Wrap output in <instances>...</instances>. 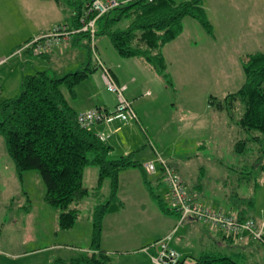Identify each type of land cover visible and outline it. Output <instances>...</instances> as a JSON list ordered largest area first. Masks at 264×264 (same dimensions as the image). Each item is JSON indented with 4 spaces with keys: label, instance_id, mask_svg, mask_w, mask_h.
Returning a JSON list of instances; mask_svg holds the SVG:
<instances>
[{
    "label": "rangeland",
    "instance_id": "obj_1",
    "mask_svg": "<svg viewBox=\"0 0 264 264\" xmlns=\"http://www.w3.org/2000/svg\"><path fill=\"white\" fill-rule=\"evenodd\" d=\"M16 1L19 2L20 0ZM24 1L28 2L31 0ZM174 1L180 3L185 0ZM226 3L229 5L231 0L229 2H226V0H202V7L213 28L212 36H208L193 18L186 17L183 20L182 32L171 41L170 45L174 46L178 51H185L191 43L189 41L190 38L194 41L192 44L198 46V50L206 48L210 55L206 58L201 57L200 65H196L195 68L188 70L185 74L172 72L170 66H167L163 73L164 77H159L161 81L157 80L158 85L153 82L157 77H153L156 79L151 81L150 89L154 93L155 103L149 105L151 123L149 128L146 127L148 124L143 126V129H147L148 135L147 132L145 134L141 129L139 130H141L143 136H146V140H148L147 136H149L150 141L149 143L145 142L144 147L152 153L150 156L152 160H157V155H159L171 167H175L178 170L177 173L180 174L185 182L184 186L186 185L185 188L187 187L189 197L195 201L200 202L194 198L195 194L192 193V185L196 181L203 186V196H199V199L203 201L209 199L211 203H218L225 209L227 207L229 209V206L224 202V198H221V193L226 192V189L228 191V199L235 192L238 194L241 192V196L252 197L255 203L250 213L255 218L257 226L261 228V236L264 237V174L262 175L261 185L254 189L238 183L239 181L240 183L242 182L240 173L241 171L245 172L242 170L245 160L242 156L234 153L233 147L234 143L242 138V132L238 129L235 122L228 119L226 113L216 111L213 108L208 111L210 113H207L203 109L204 105L210 103L211 100L214 102V100L222 99L225 95L235 93L242 87L244 75L242 74V69L241 71L238 69L240 60L234 61L235 57H232L234 51H237L240 56L242 55L240 58L246 56L248 52L257 53L260 51L264 53V45L259 44L261 41V39H258L260 35L256 38V42L250 39L246 40L247 29L243 28L247 24L256 22L249 21L248 18L250 16L258 17V14H261L263 17L260 18V21L264 20V10L260 9L261 12L257 13L252 8L250 13L246 11L241 16L231 15L232 21L234 23L237 22L234 25L237 29V34L236 32L229 34V28L227 33L225 30L226 24L221 14L225 9ZM229 8L231 7L229 6ZM34 10L36 9L26 4L25 10L16 7L14 12L22 14L23 12L30 13ZM9 18L6 29L10 30H7V32L21 35L23 32L25 34L28 31V25L25 24V28L22 25V21L24 22L25 20V23H28V20L23 19L22 16L18 17L17 14H10ZM239 20L246 21V23H238ZM12 34L8 36V39L6 38L8 44L4 45V47L8 48H6L5 53L15 50L14 46L12 47L11 45L15 37ZM239 40L245 46H242ZM95 42L97 47L96 54L106 66L111 65V67L115 68L117 61L130 62L135 59L119 57L108 38L103 35L97 34ZM87 44V39L82 40L77 49L80 57L84 58V62L86 60L83 65L89 64L91 72L77 86V95L69 100L70 104L75 110L99 107L102 104L113 108L117 102L116 95L109 92L105 86L101 76V69L92 50L89 52ZM238 44L241 46H238ZM67 49L63 47L62 50L64 51L60 57H53L49 63L40 60L36 56L31 57L30 61H36L39 64V70L55 73V75L61 77L66 71H69L64 69L66 66H70L73 70L80 67L78 63L81 59L71 53V50L67 52ZM19 50L15 53L16 56H12L5 65L0 67V75L6 80L3 92L0 95V104L4 100L14 98L21 93V82L19 83V88H17V78H12L18 74L20 75L21 66H23L25 71L30 70L29 63H23L20 60V57L24 55L22 54L24 50L21 52ZM168 50L167 60L168 64H170L176 58L172 56L171 48ZM201 52L203 53L204 51ZM214 59H216V66H209ZM5 61L6 59H1L0 65ZM191 61L192 59L189 60V64ZM37 64L35 65L36 67ZM209 69L215 70L209 72ZM119 70H121V77H126L132 72L126 70L124 73L122 69ZM119 70L115 69L117 73H119ZM134 70L137 71L136 68ZM11 72L12 77H10ZM185 77L187 78L184 79ZM184 80L185 82L182 84ZM132 89L133 87L130 84L129 90L124 93V97L127 100H131L133 104V98H130ZM213 98L215 99L213 100ZM196 111H198L197 114L195 113ZM197 116L202 120L208 119L212 123L214 122L215 129L208 132L206 128L205 131L194 128L184 131L183 128L178 126V123L184 124ZM236 116L235 119L237 118ZM162 124L166 126L165 132L161 136H157L156 134L160 131L158 127ZM179 151L184 153L185 162L179 160ZM137 153L140 154L141 150ZM155 165L158 168L160 167L158 162H155ZM131 170L139 173L135 169ZM83 176V185L88 188L89 194L83 199V205L78 207V218L74 227L61 231L58 226V212L43 202L42 197L45 186L38 171L24 172L20 178L12 159L7 153L4 138L0 135V248L5 251L6 255H9L0 254V264H54L58 258L65 260L79 258L87 252L92 232V209L107 200L110 188L109 181L105 180L102 188L99 191H95L94 188L98 179V170L95 166H86ZM223 181H225V189L221 184ZM163 187L161 182L157 186L153 183L155 192H157V189L158 193L161 192ZM242 192H248V195H243ZM124 203L125 206H129L131 202L124 201ZM118 204L121 205V203ZM133 213L134 211L131 207L128 211H120L107 218L109 223L106 225L105 230L108 240H105L102 245L104 248H113L114 252H111L110 258L114 264H138L135 252L144 248H135V246L142 242H151L148 239L151 240L157 233L160 234L168 229L170 230L177 222L173 214L164 215L159 213V217L153 216L152 209H148L138 216H133ZM188 224L193 225L191 230L188 228L190 226ZM203 230L209 231L212 238L204 234ZM172 237L173 240L170 243L179 245L177 248L183 249L185 255H187L183 256L179 253L180 256L189 259L193 264L195 259L192 257L197 253H208L210 251L236 260L238 259L237 253L240 252L241 258L240 260L238 259L240 264H264V245L258 241L253 242L255 240L250 239L246 234H243L240 237L241 239L237 240V242H241V240H245V243L246 240L247 243L251 242L247 245V249L244 252L242 250L244 247L230 245L217 230L193 221H186L179 225ZM151 244H148V246L150 247ZM169 245L171 246V244ZM229 245L230 247L228 248ZM153 249L155 248L151 247L147 251L152 252ZM19 254L24 257L17 262L9 259L13 258L11 256L17 257ZM152 256L150 255L149 257L150 264H153Z\"/></svg>",
    "mask_w": 264,
    "mask_h": 264
},
{
    "label": "trees",
    "instance_id": "obj_2",
    "mask_svg": "<svg viewBox=\"0 0 264 264\" xmlns=\"http://www.w3.org/2000/svg\"><path fill=\"white\" fill-rule=\"evenodd\" d=\"M54 1L73 6L72 27L67 25L71 28L78 27L85 0ZM186 17L193 18L207 35H213L202 0L180 3L174 0H129L97 19L96 35H105L119 57L140 59L156 74L164 77L166 63L161 49L182 32V22ZM78 35L87 39L90 52L88 33ZM44 56L46 54L37 57ZM99 61L105 67L100 59ZM240 63L244 75L242 87L222 99L213 98L214 102L211 100L210 106L226 113L228 119L235 122L242 132V138L233 147L234 153L245 160L242 165L245 172L240 173L242 182L238 183L254 189L261 185L264 174V53H249L240 58ZM97 64L102 72L100 64ZM106 69L116 84L126 87L124 96L127 86L118 83L111 71ZM90 72L88 64L61 77L46 71L27 75L22 79L21 93L0 104V135L4 138L16 172L21 178L24 172L38 171L45 186L43 202L58 212L61 231L74 226L78 218L76 204L89 194V190L83 185L85 167L92 165L98 170L95 191L102 188L105 180L109 181L107 200L97 205L92 213L89 251L79 258H58L54 264H114L101 249L103 221L109 212L119 206L117 192L120 172L132 168L144 172L143 165L134 158L136 152L118 159H109L111 146L79 125L78 114L89 109L104 112L107 117L118 114L117 102L111 113L96 106L80 112L72 107L69 100L76 97L77 86ZM127 101L134 112L132 102ZM143 179L148 185L145 172ZM247 193L243 192V195H248ZM239 195L235 192L230 196L228 211L239 221L249 219L255 223V218L250 213L255 201L252 197ZM154 198L162 213L175 214L168 207L167 200L165 202L158 196ZM222 237L234 242L231 237ZM256 241L264 245L263 236ZM237 258L240 260L239 254ZM238 259L211 252L195 258L194 264H240Z\"/></svg>",
    "mask_w": 264,
    "mask_h": 264
},
{
    "label": "crops",
    "instance_id": "obj_3",
    "mask_svg": "<svg viewBox=\"0 0 264 264\" xmlns=\"http://www.w3.org/2000/svg\"><path fill=\"white\" fill-rule=\"evenodd\" d=\"M185 1H187V0H185ZM229 1L230 0H226V2H229ZM26 4L31 5V8H35L36 10H34L30 13L23 12L22 14L20 12H14L16 7H19V9L25 10ZM229 6L231 8H229ZM227 7H228V10H227ZM224 8L225 9L221 12V14L223 17V21L226 24L225 30L228 33V28H229V34H231V33H235L237 31V29L234 27V25L237 22L234 23L232 21L231 15L236 14L237 16H241V14H244V12H246V11H249V13H250L251 12L250 10L252 8H254V12L255 11L257 13L261 12L260 9L264 10V0H231V3L229 5L226 3V6ZM231 9H234V10H231ZM72 11H73V6H68L66 3H57L54 0H31L28 2H26L24 0H20L19 2H17L16 0H11V1L0 0V60L6 59V61L4 63H2L0 65V67L5 65L7 63V61L12 56H16L15 53L26 42L30 41L31 39L35 38L36 36H39L43 33L48 32L52 25H54V24H68L72 27V25H71L72 24ZM10 14H17L18 17L22 16L23 19L25 18L26 20H28V23H25V20H24V22L22 21V25L24 28H25V24L28 25V31L25 34H24V32L21 35L12 34L10 32H7V30H10V29H6V24L9 22ZM261 17H263V15H261V14H258V17H251L250 16L248 18V20L251 22H253V21H256V22H253L251 24H247V26L243 27V28L247 29V35L245 38L246 40L250 39V40H253L254 42H256L257 41L256 38L260 35L258 38V39H261L259 44L264 45V20L260 21ZM13 19H15V18H13ZM242 20H239L238 23H241V22L246 23V21H242ZM16 23H17V20H16ZM10 34L15 36L12 40V43H11L12 47L14 46L15 50L11 51V52L8 51L7 53H5L6 52L5 50H7L6 48H8V47H6V46L4 47V45L8 44V40H6V38L8 39V36ZM236 34H237V32H236ZM232 35L234 36V34H232ZM103 36H105V35H103ZM208 36H210V35H208ZM239 37H240V33H239ZM85 39L86 38L81 36V35H76L72 38L70 45L65 46V48H68L67 52H69L71 50L70 51L71 53H74L75 55H77L81 59V61L78 63V66H80V67L83 66V64L86 62V60L84 62V58L80 57V54L78 53L77 46L80 43H82V40H85ZM14 40H16V41H14ZM189 41H191V43L188 46V49H186L185 51L176 50L174 48V46L170 45L171 42L166 44L161 49L162 55H163L165 63H166V68H167V66H170L172 72H180L181 74H185L186 72H188V70L195 68L196 65H200V58L201 57L206 58L207 56L210 55L206 48L203 50H198V46L196 44H194V45L192 44V42H194V41H192L190 38H189ZM240 43L242 46H245L241 41H240ZM16 44H18V45L16 46ZM241 45L238 44V46H241ZM15 46H16V48H15ZM96 48L97 47H96V42H95L94 51H95V55L97 56ZM170 48L172 51V56H174L176 58V60L175 61L172 60L170 62V64H168L167 55L169 52L168 49H170ZM62 49H63L62 46H56L50 54H48L44 57H38V58L40 60H44L47 63H49V62H51L53 57H55V56L60 57L61 53L65 50V49L64 50H62ZM201 51H204V52L202 53ZM249 53L250 52H248L246 55H248ZM22 54H24V55H22L20 57V60L23 63H29L30 70L25 71V70H23V66H21L20 75L18 74L17 76H13L12 72L14 70L10 73V77L13 76L12 78H14V79L17 78V84H18L17 88H19V83L20 82L22 83V79L25 76L33 75L36 72L41 71V70H39L40 67H38L39 64H37L36 61H33V60L30 61L31 57H34V56H30L27 51H24V53H22ZM54 54H56V55H54ZM5 55H8V56L5 57ZM190 56H193V57H190ZM241 56L239 55V53H237V51H234L232 54V57L233 58L235 57L234 61H236L237 59L240 60ZM191 59H192V61L189 64V60H191ZM36 64H37V67L35 66ZM104 66L111 71L112 75L114 76L115 80L118 83L125 84L127 86V91L129 90L130 84L132 85L133 89H132V92L130 93L131 94L130 98H133L132 99L133 100V104H132L133 106L132 107L134 109L136 118L134 120H131L125 114L110 115L107 117L106 120H104L102 123H100L96 126V132H98L100 134V136L102 137V140H104V142H106L108 145L111 146V151L108 155V157L109 156L111 157L110 159H118L121 157L128 156L132 152H136L134 158L139 163H141V165H143L147 161L152 160V158L150 157L152 155V153L147 151L146 148L144 147L145 142L149 143V141H150L149 136H147L148 140H146V136L145 135L143 136V134L141 132V130H142L146 134L147 129L146 128L143 129V126H145L146 124H148V125H146V127H148V128L150 127V123H151L150 111L151 110L149 109V105H152L153 103H155V98L153 95L154 93L150 89L151 88L150 83L153 79H156L153 77H157V79L153 82L156 85H158V81H161L159 78L161 76H158V74L153 72V70L149 66H147L142 60L137 59V58L133 59L130 62H119V61H117L115 64V68L111 67V65L106 66L104 64ZM209 66H216V59L211 61ZM80 67H78V68H80ZM135 68L137 71L134 70ZM64 69L69 70V71H66L65 74H67V72L68 73L72 72V70H73V69H71L70 66H66ZM115 69H117V70L122 69V71L124 73L126 72V70H129L132 72L129 75H127L126 77H121V75H122L121 70H119V73H117L115 71ZM238 69L241 71V69H242L241 63L239 65ZM211 70L214 71L215 69H209V72H211ZM186 78L187 77H185L184 79H186ZM4 82H6V80L4 79V77L2 75H0V88H1L0 89V95L3 92ZM184 82H185V80L182 82V84ZM8 99H10V98H8ZM99 107L106 110L107 112L111 113V112H113L115 106L113 108H109V107H107L106 104H102V106L100 105ZM85 109H88V108H80L79 110H76V111L80 112V111H83ZM203 109L206 110L207 113H210L208 111H210L212 109V107L210 106V103H207V105L206 104L204 105ZM197 112L198 111H196L195 113L197 114ZM133 121H135V122H133ZM178 126L183 128L184 131L191 130L193 128L196 130L202 129L203 131H205V128H206V130L208 132L210 130L213 131L215 129L214 128V122L212 123L208 119L202 120L198 116L196 118H193L190 121H187L184 124L178 123ZM139 129H141V130H139ZM165 129H166V126L164 124L159 125L158 130H160V131L156 135L161 136L162 133L165 132ZM147 135H148V132H147ZM140 150H141V153L138 154L137 152H139ZM154 150H156V149H154ZM179 153H180L179 160L185 162L186 157H185L184 153L181 151H179ZM157 156H159V155H157ZM132 169L139 171V173H136L134 170H131V169L123 170L120 172L117 198H118V202L122 201L123 203L120 202L121 205H119L118 207H115L114 210L109 212L105 216L104 221H103V230H102V237H101L100 244H101V249L109 257L111 255V252H114L113 248H104L102 244L104 243L105 240H108L107 239L108 235H106L105 228H106V225L109 223V221H107V218L110 215L116 214L120 211H128L131 207L133 208V211H134L133 216H138L140 213H144L148 209H152V214H153V216H156V217H159V213L164 214L161 212V210H160V208L156 202V199L154 198V196H158L166 202L167 190H166V187L164 186L163 182L161 181V168L160 167L158 168L156 166L155 173L151 174V175H148L144 170L146 181H147L148 185L146 184V182L143 179V173L144 172L137 169V168H132ZM173 169L176 172H178V170L175 167ZM178 175L180 176L179 173H178ZM181 179H182L183 183L185 184L182 177H181ZM121 180H122V182H120ZM160 182L163 184L164 187L161 190V192L158 193L159 187L157 189V192H155L153 190V183H155V186H157ZM96 184H97V180H96ZM217 184H219V183H217ZM221 184H222L223 188L225 189L226 188L225 181L221 182ZM202 191H203L202 184H200L198 181L193 183L192 193L195 194L194 198L196 200H199L202 203L212 205L214 207L215 206H219V207L221 206L220 208H223V206L219 205L218 203H216V204L211 203L209 201V199H206V201L199 199V196H203ZM219 193H220V191H219ZM239 193H240L239 196H241V192H239ZM221 195H222L221 198H224V202L227 204V206H230L227 189H226V192L221 193ZM104 198H105V196H104ZM42 199H43V197H42ZM83 199L76 204L77 209L79 206L83 205ZM192 200H194V199H192ZM124 201H127V202L129 201L131 203L129 206H125ZM94 208L92 210H94ZM223 209L226 211L229 210L228 207L226 209L225 208H223ZM171 214H173V213L164 214V215H171ZM173 215L175 216L176 221H177L176 214H173ZM189 222H191V221H189ZM188 225H190V224H188ZM178 226L179 225H177V222H176V224H174L170 230L168 229L166 232L160 233V234L157 233L154 238H151V240L148 239V241H151V242H149V243H146V242L143 243L142 242L139 245L135 246V248H141V249L144 248L143 250L135 252V254L137 255L136 262L138 264H150L151 262H150L149 257H150V255H154L156 253L157 249L154 247L155 249H153L152 252H148L147 249L151 248L148 246V244L150 245L151 243H153L157 240H160V239H162L165 236L170 235V234L172 237L173 233H175L177 231ZM191 226H193V225L188 226V228H190V230H191ZM203 231H204V234L211 237V234L209 231H207V230H203ZM90 240H91V236H90ZM172 240H173V237L171 239V242H172ZM233 241L234 242L227 240V243H230V245H233L234 247H244L242 249L243 252L247 249V245L251 243V242L247 243V240H246V243L244 242L245 240L244 241L241 240V242H244V243L237 242L236 240H233ZM170 244H171L172 248L177 250L183 256H187V255H185L183 249H181L180 247H178L179 249L177 248V246H179V245H177L176 243H170ZM230 245L228 246V248L230 247ZM87 249H88L87 251H89L90 244H89ZM111 250H113V251H111ZM210 252H212V251H210ZM210 252H208V253H210ZM0 254H4L5 256H9V255H6L5 251L2 248H0ZM204 254H206V253L199 252L192 258L195 259L197 257L204 255ZM237 254H239L240 258H241V253L238 252ZM23 255H24V253H23ZM11 257H13V258H9L10 260L17 262L19 259H22L24 256H20V254H19L17 257H14V256H11Z\"/></svg>",
    "mask_w": 264,
    "mask_h": 264
},
{
    "label": "built area",
    "instance_id": "obj_4",
    "mask_svg": "<svg viewBox=\"0 0 264 264\" xmlns=\"http://www.w3.org/2000/svg\"><path fill=\"white\" fill-rule=\"evenodd\" d=\"M129 0H85L83 12L79 18V26L71 28L67 24H54L48 32L43 33L30 41L26 42L19 52L27 51L32 56L48 55L56 46H68L72 38L81 33H88L92 52L95 55L94 46L96 40V21L108 11L125 4ZM152 2L153 0H146ZM97 62L102 68V79L108 90L116 95V112L125 114L128 118L134 119L135 114L130 107L129 102L123 96L124 85L116 84L110 72L102 66L98 57ZM3 62V61H1ZM107 119L104 112L95 109H89L78 114L77 120L82 128L88 129L102 137L96 132V126ZM155 162H158L161 168V181L166 187V200L168 207L177 216V225L186 221L198 222L210 229H215L225 237H231L234 240L241 239L246 234L252 240H261V228L253 221L246 219L239 221L237 217L229 211L220 207L209 206L198 201L192 200L184 186V183L178 173L168 162L158 156L157 160H150L143 164V168L148 175L156 171ZM171 234L157 240L150 247H155L157 252L151 257L153 264H193L189 259L182 258L174 248L169 244Z\"/></svg>",
    "mask_w": 264,
    "mask_h": 264
}]
</instances>
